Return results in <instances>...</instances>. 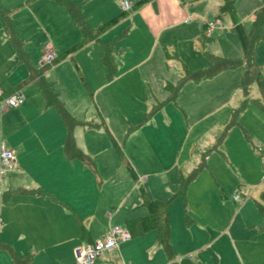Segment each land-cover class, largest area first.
Segmentation results:
<instances>
[{"label": "crops", "instance_id": "obj_1", "mask_svg": "<svg viewBox=\"0 0 264 264\" xmlns=\"http://www.w3.org/2000/svg\"><path fill=\"white\" fill-rule=\"evenodd\" d=\"M83 1L87 3L83 12L86 20L89 13H94V7H100L102 12L103 7L113 5L112 2L101 5L100 0ZM130 1L134 4L137 0ZM158 1L148 0L142 6L152 5L157 15L160 11V7L157 8ZM185 1L189 0H170L182 8ZM120 2L117 8L114 0V10L105 15L108 17L102 23L91 27L86 21L87 25L96 29L122 13ZM235 2L236 0L233 6L236 14L238 7ZM221 4L208 6L210 14L202 23L206 37L227 32L220 14ZM261 4V0H255L253 4L246 3V6L241 7L253 16L254 10ZM0 7L12 10L10 16L17 26L25 51V59H19L0 20V86L7 91L18 89L22 96L19 105L0 110V145L13 150L15 162L14 167L0 182V264H15L16 256L28 258V264H75V247L91 243L111 225H120L127 229L128 221L147 214L139 191L142 180H145L142 185L152 198L166 199L176 192L179 177L183 175L177 171V166L166 169V174L174 186H168L171 189L164 187L161 190L163 193L156 195L153 193L155 188L147 184L148 173H141L142 169L125 156L137 175V179H133L125 164L118 159L115 144L121 149L122 146L115 140L111 145L101 136L109 132L108 128H113L111 124L116 120H112L106 113H120L117 112L118 107L115 104L109 105L105 100L107 106L101 102L100 92L112 88L120 79L128 78L129 87L138 85V75L137 79L134 75L135 69L145 62L148 54L140 56L135 62L134 59L130 61V58L123 57L122 52L125 50L116 47V40L101 39L100 36L107 28L78 48L74 54L41 69L40 56L47 41L32 43L31 38L34 35L43 38L42 21L46 15L54 16L59 22L62 21L67 29H71V38H60L58 34L59 38L49 40L53 43L56 55L81 40L83 33L80 31L79 35L72 30L71 25L76 26L70 15L55 0H0ZM139 8L126 11L112 25L113 28L130 15L134 20L136 14L132 13ZM215 18L220 19L221 26L208 34L206 24ZM184 22L186 23L185 19ZM176 23L178 21L159 25L152 37L151 47L159 45L162 32L176 27ZM32 33L34 34L30 37ZM102 36L104 37V34ZM166 40L168 39L165 38L161 42L162 48L166 47ZM105 44H108L112 51L114 75L111 79H107L103 64ZM73 68L79 77H83H80V81L86 92L71 91ZM134 78L135 82L137 81L135 84ZM40 79L58 94L67 112L81 122L72 128V136L75 147L86 156L84 159L71 158L66 154L67 128L56 110L46 106ZM239 93L244 96L240 97L241 102L245 99V94ZM251 93L252 97L249 98L260 99L259 89L252 90ZM99 120H103L104 125L102 122L98 123ZM94 134L101 138L93 137ZM173 171L174 175H169ZM143 175L146 177L142 178ZM173 177H178V181L172 180ZM171 183L169 182L170 185ZM171 201L172 204L168 205L171 234L169 249L159 244L155 230L138 233L130 229V239L119 242L111 252L98 257L95 264H199L198 234H193L190 238L194 245L184 249L187 252L196 251L195 260L191 261L187 256L182 257L180 253L184 252L180 250L181 244L186 242L182 234L186 231L195 233L190 230L192 227L199 231V221L186 216L185 198L176 195ZM173 212L177 221L176 229L172 225Z\"/></svg>", "mask_w": 264, "mask_h": 264}, {"label": "rangeland", "instance_id": "obj_2", "mask_svg": "<svg viewBox=\"0 0 264 264\" xmlns=\"http://www.w3.org/2000/svg\"><path fill=\"white\" fill-rule=\"evenodd\" d=\"M100 1L101 5H113L103 7L102 12L100 7H94V13H89L86 20L91 27L102 23L108 17L105 15L114 10V0ZM120 1L116 0L117 8ZM76 2L81 4L83 14L87 3ZM214 3L222 0H189L183 8L170 0H159L157 15L151 4L144 5L132 13L136 14L134 20L130 15L102 33L101 39L116 40V47L124 49L122 56L130 61L145 54L148 57L135 69L138 85L129 87L128 78L120 79L121 83L100 92L101 102L115 104L118 110L114 111L120 113H106L116 120L111 124L113 128L101 136L111 145L117 141L124 155L142 169L141 173H148L147 184L155 188L156 195L162 194L164 187L174 186L165 171L171 166H177L184 176L195 172L186 190L185 209L189 219H198L199 231L192 227L190 230L195 233L182 234L186 242L181 244V251L194 245L190 238L198 234L199 264H264V157L258 149L264 144V111L257 99L249 98L258 86L255 82L250 84L246 103L240 102V97H244L239 93L243 92L240 77L245 65L225 69L199 82L187 81L179 89L176 85L185 68L193 71L208 67L207 53L234 59L243 56L229 15L220 13L226 33L204 35L202 23L210 14L208 6ZM246 3L253 4L255 0H236V17L249 30L253 16L241 7ZM176 21V27L162 32L160 41L168 39L166 47L162 48L161 42L151 47L156 28ZM42 25L43 38L32 37V33V43L71 38V29L52 15H46ZM71 28L80 35L78 28ZM256 61L262 64L264 79V41L257 44ZM73 72L71 91L86 92L76 69ZM100 122L104 125L103 120ZM172 180L177 182L178 177ZM234 195L240 199H234ZM173 221L176 229L174 212ZM180 253L195 260L196 251Z\"/></svg>", "mask_w": 264, "mask_h": 264}, {"label": "trees", "instance_id": "obj_3", "mask_svg": "<svg viewBox=\"0 0 264 264\" xmlns=\"http://www.w3.org/2000/svg\"><path fill=\"white\" fill-rule=\"evenodd\" d=\"M59 5L63 6V8L70 15L73 24L83 33V38L78 42L74 43L63 53L56 55L51 64L57 63L62 58L72 54L76 49L83 46L87 41L91 40L99 33L103 32L113 24H115L126 11H123L119 15L109 19L107 22L99 25L98 28L92 29L87 23L84 15L81 11V4L75 2L74 0H55ZM148 0H137L131 10H135L145 4ZM234 0H222V4L220 5V12L223 14L229 15L233 20V30L238 36V39L241 43V47L243 50L242 58H225L219 54L207 53V57L210 61L208 67L204 69H196V70H188L185 68L184 75L181 76L176 82L177 89H179L185 82L194 81L199 82L204 79H208L223 71L225 69H232L239 65H245V70L241 74L240 77V87L243 89L245 94V101L248 98L247 92L250 84L255 82L258 86L260 92V99L256 100L258 106L264 111V79L262 77V64H259L256 61V48L257 44L260 41H264V0H261V6L254 10L253 19L250 23L249 30H245L242 23L237 19L234 6ZM12 10H4L0 7V20L3 26L5 33L7 34L10 42L17 52V56L19 59H25V51L23 47V41L19 36V32L17 26L13 19L10 16V12ZM47 64L41 66V69H45L49 67ZM103 64L106 68L107 79H111L114 75V63L112 58L111 47L108 44H105V54L103 56ZM76 68L78 66L75 64ZM81 79L83 77L80 75ZM85 84V82H84ZM40 87L42 93L45 98L46 106L52 107L59 114L61 119L64 121L65 126L67 128V136L65 140V152L69 157H77L84 159L86 156L81 153L74 144L73 136H72V128L81 123L76 118H74L71 114L67 112L64 107L63 102L58 98V94L53 91L49 84L40 79ZM176 89V90H177ZM174 90V92L176 91ZM6 93L10 91L5 90ZM173 92V93H174ZM176 94V92L174 93ZM244 104V102L242 103ZM246 134V133H245ZM247 135V134H246ZM116 151L118 155L119 161L123 162L128 169L131 177L133 179H137V175L133 170L131 164L125 157L122 149L116 145ZM262 154V153H261ZM195 177V172L184 176L180 175L179 181L177 183L176 192L173 193L169 198L166 199H155L150 196V194L145 190L142 184L139 185V191L142 198V204L147 208V214L144 217L137 218L135 220H130L127 222V230L130 235L132 234L131 230L136 231L138 233H143L148 230H155L157 232V241L161 244L165 249H169L171 246V234H170V223L168 217V205L171 199L178 195L185 198L186 190L190 181ZM15 264H23L25 262L28 264V258L26 257H15Z\"/></svg>", "mask_w": 264, "mask_h": 264}, {"label": "built area", "instance_id": "obj_4", "mask_svg": "<svg viewBox=\"0 0 264 264\" xmlns=\"http://www.w3.org/2000/svg\"><path fill=\"white\" fill-rule=\"evenodd\" d=\"M133 4L130 0H121L120 7L123 11H129ZM221 26L218 18L210 20L206 24V32L210 34L216 28ZM56 56V52L51 41L44 43L39 64L44 66L50 64ZM22 96L18 89H14L9 93L0 86V110L4 111L9 107H15L21 102ZM264 157V144L258 147ZM13 150L4 145H0V182L1 178L14 167ZM234 199H240L238 195H234ZM1 226V219H0ZM131 237L129 231L120 225H111L104 233L89 244L80 245L74 248L75 264H95L98 257L104 256L116 248L117 244L127 241Z\"/></svg>", "mask_w": 264, "mask_h": 264}]
</instances>
